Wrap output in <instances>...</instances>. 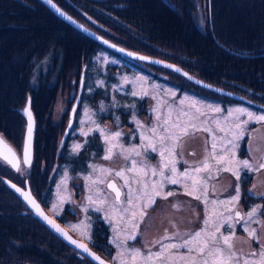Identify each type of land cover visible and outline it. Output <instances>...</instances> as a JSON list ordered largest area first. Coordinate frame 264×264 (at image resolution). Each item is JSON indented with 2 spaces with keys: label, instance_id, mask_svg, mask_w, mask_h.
<instances>
[{
  "label": "flooded vegetation",
  "instance_id": "flooded-vegetation-1",
  "mask_svg": "<svg viewBox=\"0 0 264 264\" xmlns=\"http://www.w3.org/2000/svg\"><path fill=\"white\" fill-rule=\"evenodd\" d=\"M53 1L60 6L80 10L88 27L108 39L112 46H122L163 60L156 64L133 59L96 41L90 43L88 47L93 53L89 57L101 51L95 68H116L117 79L109 87L104 86L113 94L116 107L99 104V93H91L89 79H78L73 67L60 70L56 80L50 78L55 84V92L48 109L37 119L44 136L43 147L48 148L46 156L41 159V176L57 177L65 171H71L72 175L89 174L96 149L104 154L115 143L114 156L108 160L113 168L107 170L101 189L96 191L99 196L103 195L104 201L112 202L106 216L110 223L115 224H106L98 219L103 223H99L103 231L98 234L94 227L93 238L98 240L100 235L107 241L111 239L113 244L121 245L129 243V238L124 236L128 234L138 241V248L147 258L152 259L154 254H159L166 256L169 264H199L200 254L195 252L193 237L206 230L205 216L214 212L217 224H224L226 231H233V227L227 224H237L238 231L233 237L246 236L241 224H260L261 232L252 240L254 245L264 248V109L253 105L259 102L218 86L217 91H212L204 87L210 83L183 69L199 67L176 62L182 66L183 72L174 71L164 61L173 62V56L179 53L171 44L148 35L135 25L133 19L120 14L124 6L113 0ZM71 60L75 66V58L71 57ZM125 74L160 83V104L166 96L168 104L184 106L173 110L170 117L153 116L152 104H148V91L138 89L132 81H125ZM127 88L135 101L126 109L124 91ZM77 90H82L77 109L82 106L83 112L88 105L94 116L100 113L103 116L99 117L106 119L96 126L105 139L101 135L99 141L86 139L83 147L74 152L68 143L71 134L63 146H59L57 138L62 125L52 121V116L57 96L64 93L72 100L68 110L70 115L78 97ZM205 90L213 92L216 99H206L198 93ZM217 105L226 116L238 110L232 108L233 105L251 109L252 113L250 116L244 114L241 121H231L210 110ZM128 114L130 117L126 123ZM143 115L148 119L139 124ZM105 122L112 123L116 131ZM126 128L129 130L125 131ZM54 147L57 155L51 163L48 155ZM146 166L152 167L153 171L141 172L140 168ZM173 168L180 172V181L170 182L168 191L156 192L158 177L168 176ZM81 182L90 187L87 179ZM110 190L114 192L110 193ZM93 193L94 189H90L87 196L92 198ZM8 201L11 203L12 199ZM135 208L140 209L141 215L138 231L134 233L124 225L132 223L128 212ZM55 218L63 225L68 224L67 215L61 211ZM95 223L92 220L91 224ZM32 224L39 223L34 220ZM248 229L246 226V233L250 234L252 231ZM167 249L171 252L166 254ZM247 252L257 253V249L247 247Z\"/></svg>",
  "mask_w": 264,
  "mask_h": 264
},
{
  "label": "trees",
  "instance_id": "trees-1",
  "mask_svg": "<svg viewBox=\"0 0 264 264\" xmlns=\"http://www.w3.org/2000/svg\"><path fill=\"white\" fill-rule=\"evenodd\" d=\"M117 2L124 6L120 14L133 19L148 35L171 44L179 53L173 56L174 63L199 67L183 69L264 104V0H144L145 6H140L138 0ZM42 3L0 0V131L16 145L21 144L25 123L21 108L31 101L34 115L40 119L55 92L51 80L58 78L60 70L73 67L78 79H89L90 92L99 93V104L116 107L113 94L104 89L117 79L116 68H81L80 56H91L93 52L88 44L75 42L73 35L80 33L78 30L46 10ZM42 11L49 23L38 26ZM83 37L89 43L95 41ZM71 57L75 58V66ZM57 58L54 68H49ZM76 93L78 96V90ZM198 93L206 99H216L213 92ZM124 96V108H130L135 99L129 88ZM129 117L130 114L126 123ZM43 139L41 132L37 137L40 155H36L31 175L34 182L40 172V158L48 149L42 146ZM56 155L54 147L48 155L51 163ZM11 173L7 165L0 163V264H80L76 252L44 225L32 224L34 219L21 212L23 205L1 179ZM37 183L47 205L51 189L44 194L39 177ZM92 246L105 255L112 254L101 245Z\"/></svg>",
  "mask_w": 264,
  "mask_h": 264
},
{
  "label": "rangeland",
  "instance_id": "rangeland-1",
  "mask_svg": "<svg viewBox=\"0 0 264 264\" xmlns=\"http://www.w3.org/2000/svg\"><path fill=\"white\" fill-rule=\"evenodd\" d=\"M113 2L120 4L119 2H117V0H113ZM138 2H141L140 6L142 3L145 6L144 0H138ZM42 5L49 12L65 20L63 17L54 13L48 5L44 3H42ZM120 5L123 6L122 4ZM61 6L87 25L79 28L78 26H75L69 21L65 20L66 22L71 24L75 30H78L80 32L73 35L75 42L85 43L89 45L90 43L86 38L83 37L87 36L95 40L97 43L102 44L101 41L96 40L98 38L94 35V33L90 31L91 28L88 27L83 13L80 10L68 7L66 5ZM140 13L142 16L144 15L141 9ZM40 18L42 19V21L39 20V24L36 25H46L49 23L46 13L41 12ZM27 51L25 53H27ZM29 52L32 53L33 50ZM100 55L101 51H98L92 58L89 56H80L82 58L81 68H95L99 64L97 60L99 59ZM112 60L115 61L116 59L113 58ZM57 61L58 58L54 60L53 65L49 66V68H54L55 62ZM41 65L43 66V64ZM7 66H5V68H7ZM142 78H144L147 82ZM124 79L125 81H132L138 89L148 91L147 93L150 96V98L148 99V104H152L153 116L164 115L170 117L173 110L182 108L184 106L168 104L166 96H164V100L160 104V97L158 95V93L162 90L160 88V83H150L145 77L137 76L134 74H125ZM71 102L72 100H69L65 93L59 94L56 98V102L53 107L52 121H58L62 125L61 132L57 138V142L61 141L63 134L69 124L70 116L68 114V110ZM231 107L238 110H236L234 114L229 116L224 115L222 108L218 105L212 106L210 110H212L213 113H221L223 119L229 118L231 121H241L244 114L250 116V114L252 113L251 109H245L240 105H233ZM81 108L82 106L75 112L74 121L72 122L73 125L68 133V135H72V137L68 139V143L72 147L74 152H78L83 147L84 143L87 141L86 139L99 140V137L101 135L100 129H96V126L100 125L101 123L97 121L99 118L94 116L92 108L87 105L85 107L86 110H84L83 112H81ZM242 109L245 111H243ZM147 119V116H141L139 118V124L141 121ZM105 123L109 124L110 129L116 131V127H113L112 123ZM170 123L173 124L174 122L171 120ZM35 126H38V122L35 124ZM38 130L42 132L39 126ZM128 130V128L125 129V131ZM101 136L104 138L103 135ZM6 141L15 148L19 155V158H21L22 146H19V148H17L15 144L12 143V141ZM114 144H112L111 150L108 148L107 151L102 154V156L100 153L96 152V158L94 157L91 162V173L86 174L85 172H82L80 174L72 175L73 173L71 171H68L67 173L63 174V176L60 178L61 187L60 189L57 188L56 192V205L50 207L49 209V211L53 215L60 211H65V209L67 211H72V215L69 214L67 227L76 237L83 238L86 241L90 239L91 232L94 229L95 225L88 223L85 217V212L89 208H93L102 204V201H100L96 196L93 198L87 196V192H89L90 189H95L96 186L101 185L103 177H105V175L107 174V170L113 168L112 165H109L108 160H111L114 156ZM140 171L152 172L153 168L146 166L140 168ZM57 178L59 179V176ZM160 178L162 177H158L156 192L159 190L168 191L169 188H167V185H169L170 182L180 181V172L173 168L168 176L162 178V181H160ZM84 179H87V181L90 182L91 187L87 186V183L81 182V180ZM65 180H67L66 183H64ZM140 215V209L135 208L130 210L128 212V217L131 219L132 223L130 224L126 221V224H130V226L124 225V228L132 230V232L134 233L137 232L138 224L140 222ZM252 217H255V215L252 214ZM205 221L206 224L204 225L207 227L205 228L206 230L197 232L193 237V243L196 245L195 252L200 254L199 264H264V248L261 245H254L252 240L256 238L258 232H261L260 224H241L240 226H242L244 234L249 237L246 238V236L233 237L237 234L238 231L237 224H227L233 227V231H226L224 224H217V218L214 215V212L206 214ZM246 226H248L249 231H252L250 234L246 233ZM124 236L129 238V243L123 242L120 245L119 250L115 254V257L118 259L120 264H169L166 256H161L159 254H154V258L152 259L147 258L143 254L144 252L138 248V241L133 238L132 235L124 234ZM251 246L256 247L257 253L247 252V247ZM167 250L165 251L166 254L171 252Z\"/></svg>",
  "mask_w": 264,
  "mask_h": 264
},
{
  "label": "water",
  "instance_id": "water-1",
  "mask_svg": "<svg viewBox=\"0 0 264 264\" xmlns=\"http://www.w3.org/2000/svg\"><path fill=\"white\" fill-rule=\"evenodd\" d=\"M53 5L57 8H54ZM50 5L51 8L59 13L64 19H66L67 21L76 24L79 28H81V26L73 19H71V17L69 15H67L64 11H62L59 7H57L55 4ZM114 48H116L117 50H119L122 53L134 56V57H140L139 55H137V53L126 50L120 46H112ZM143 59L147 60V61H152L153 59L151 57H146V56H142ZM169 66H171L172 68H180L174 64L168 63ZM25 113V118L27 119V124H26V136L29 135V137H33L34 134V116L32 114V111L30 110V108L24 110ZM0 158L5 161L6 163L10 164L11 166H13L14 168L18 169L20 166V158L18 153L15 151V149L3 138L2 135H0ZM31 158H32V150H31V146L30 148L26 151H24V162L29 165L31 163ZM4 182L8 185L11 186L12 189L15 191V193L17 195H19L24 201H26V203L30 206V208L32 209V211L34 212V215L39 218L40 220H43L44 222H46L53 231H55L57 234H59L62 239H64L66 242L70 243V244H74L77 245L79 247H83L82 250L86 251L90 256L96 258L100 263H104V264H110L108 261L104 260L103 258L99 257L98 254L96 252H94L92 249H90L86 244H84L83 242H80L78 239H76L75 237H73L64 227H62L58 222H56L52 217H50L46 211L43 209V207L41 206V204L38 202V200L34 197V195L32 194L30 189L24 190L22 188H20L19 186H17L16 184H14L13 182H11L10 180L4 178L3 179Z\"/></svg>",
  "mask_w": 264,
  "mask_h": 264
},
{
  "label": "bare ground",
  "instance_id": "bare-ground-1",
  "mask_svg": "<svg viewBox=\"0 0 264 264\" xmlns=\"http://www.w3.org/2000/svg\"><path fill=\"white\" fill-rule=\"evenodd\" d=\"M51 5V4H50Z\"/></svg>",
  "mask_w": 264,
  "mask_h": 264
}]
</instances>
